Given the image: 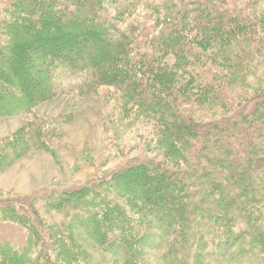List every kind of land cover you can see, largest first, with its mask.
<instances>
[{
    "label": "trees",
    "instance_id": "trees-1",
    "mask_svg": "<svg viewBox=\"0 0 264 264\" xmlns=\"http://www.w3.org/2000/svg\"><path fill=\"white\" fill-rule=\"evenodd\" d=\"M224 3L227 0H9L4 6L10 23L0 26L6 41L2 49L8 54L0 51V119L14 107L28 105L30 109L49 97L46 88L52 91L54 80H81L79 91L89 92L102 86L106 72L116 68L129 93L145 105L148 117L174 126L163 140L168 168L153 165L160 182L150 181L151 163L132 164L113 175L111 182L56 194L49 200L60 213L80 211L89 240L118 263L148 264L146 249L151 243L152 250L159 249L161 241L167 244L161 258L166 264H205L213 251L224 249L230 255L243 245L244 238L264 246V106L260 103L264 99L243 117L240 112L239 122L225 127H221L223 120L212 122L205 133L185 119L188 112L178 104L182 96L184 104L191 105L192 96H187L195 91L220 102L217 85L239 83L256 74L252 48L237 52L247 40L243 37L249 35L244 34L247 24L254 22L234 1L230 12L224 10ZM82 20L86 30L81 32L78 23ZM59 21H66L65 28L49 26ZM227 23L239 28L230 41L226 40ZM194 31L195 39L185 36ZM202 32L208 34L207 40H201ZM64 37L70 38L61 45L48 43ZM212 45L219 48L218 53L206 54ZM250 45L255 47L251 41ZM106 46L112 47L111 56ZM133 51L137 59L129 55ZM172 56L178 58L175 65L163 62ZM122 64L125 70L120 69ZM32 68L39 70L40 80ZM241 136L249 137L242 147L235 144ZM122 194L140 200L147 217L137 218L126 211ZM13 207L8 205L2 217L21 223L23 216L15 214ZM161 214L162 219L158 218ZM32 219L36 229L39 219L37 223ZM106 223L110 229L104 228ZM73 230L70 236L66 225L57 226L52 243L43 242L38 231H33L34 240L23 254L0 247V264H89L85 245H80Z\"/></svg>",
    "mask_w": 264,
    "mask_h": 264
},
{
    "label": "rangeland",
    "instance_id": "rangeland-1",
    "mask_svg": "<svg viewBox=\"0 0 264 264\" xmlns=\"http://www.w3.org/2000/svg\"><path fill=\"white\" fill-rule=\"evenodd\" d=\"M233 1L234 6L242 10L254 22V24H247L249 28H245L244 34L249 35L243 37L247 40L237 49V52L242 54L246 47L252 48L255 52L253 57L257 62L256 74L245 75L247 77L239 80V83L225 82L224 86L217 85L216 91L220 95V102L206 98L203 92L197 91L187 96L190 98L192 96L191 105H185L183 97H180L178 102L180 109L188 112L185 113V119L187 116L195 126L203 128L201 132L204 133L212 122L223 120L221 127L239 122L240 120L237 121V119L240 118L238 116L240 112L243 113L241 115L243 117L252 111L261 99H264V0H227V4L224 3L226 12H230ZM8 3L9 0H0V26L6 22L10 23L4 7ZM116 8L113 6L111 9L115 17L117 16L114 12ZM229 14L232 15V13ZM105 18L104 14L101 15V19L105 20ZM66 21L54 22L49 26L65 28ZM71 24L70 21L69 25ZM78 24L81 25V32L86 30L83 20ZM232 26L230 23L225 24V29L228 31L227 41L237 35L239 28ZM40 28L41 26L37 27L36 31ZM251 30H254L255 34H252ZM81 32H77V35ZM3 33L4 31L0 28V51L8 56L7 50L2 49L6 46ZM195 35H197L196 31L185 36H191L193 39ZM205 35L208 34L202 32V41L204 38L207 40ZM69 38L64 37L62 41L49 40L48 43L60 42L58 44L61 45ZM250 41L255 47L250 45ZM255 48L259 49L258 53ZM106 49H109L107 56H111L112 47L106 46ZM206 50L208 55L211 52L217 54L219 48L212 45ZM199 53L202 54V51ZM84 54L86 56V53ZM5 55L1 60L6 58ZM129 55L137 59L134 51ZM177 59L172 56V58H164L163 62L175 65ZM120 69L125 70V64H122ZM32 70L37 71L34 68ZM116 72V68L109 69L103 85L89 92L79 91L81 80H54L52 83L55 85V90L51 87L53 84L50 81L52 91L48 92L46 88L45 95L49 97L30 109L28 105L14 107L9 116L0 119V247L23 254L28 242L34 240L33 231H38L37 234L43 242L52 243L55 242L56 236L52 237L56 227L66 225L70 236L74 229L73 233L77 241L80 245L81 242L85 245L83 252L89 264H121L111 256L105 255L102 249L89 240L88 229H83L81 225L80 211L68 209L67 212L60 213L48 204L56 198V194L81 191V188L89 189L103 181L111 182L113 175L115 177L119 171L132 164L151 163L148 169L151 175L150 181H161L155 178L154 166L160 168L167 166L165 164L168 163H164L162 147L166 145L164 141L168 139L167 136L171 134L174 126L169 128V125L158 122L156 117H148L143 102L139 103L138 99L129 93L122 78L116 75ZM37 73L39 75V70ZM38 75L36 79L40 80L41 75L39 78ZM218 83L220 85V82H215V84ZM148 103L151 104V101L149 100ZM260 103L264 106V102ZM170 121L173 125L174 120L170 118ZM228 129L226 133L230 134L232 127L228 126ZM241 137L243 138H239L235 144L242 147L245 141H249V137ZM150 192L153 193V191ZM108 194L111 199L115 198ZM139 194L143 195V192ZM142 198L141 201L147 202ZM139 201L124 194L121 197V205L127 208L126 211L137 218H146L147 215L141 209ZM79 204L81 206V201ZM131 204H136L135 208L130 207ZM8 205L14 206L15 214L19 213L23 216L19 219L21 223L9 218L3 219L2 216L8 210ZM113 216L116 217L114 213ZM31 217L36 223V219H39V224L37 223L39 227L36 229L30 222ZM162 217V214L158 216L160 219ZM100 221L105 222L102 219ZM241 225V230H244L245 225ZM110 227L107 223L104 224V228L110 229ZM235 231L238 230L235 228ZM253 240L244 238L243 245L231 250L230 255L224 249L213 251L211 257L205 258V264H212L210 259L215 261L213 264H264V253L261 252L264 246L263 244L259 246ZM156 243L159 245L158 241ZM150 246L146 249L149 252L146 262L166 264L164 260L162 261V254L167 250V244L161 241L159 249L155 251ZM2 253L0 249V254ZM139 257H142L139 260L143 259L141 254Z\"/></svg>",
    "mask_w": 264,
    "mask_h": 264
}]
</instances>
